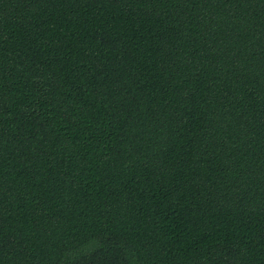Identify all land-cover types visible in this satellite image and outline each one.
Returning <instances> with one entry per match:
<instances>
[{
  "label": "trees",
  "instance_id": "1",
  "mask_svg": "<svg viewBox=\"0 0 264 264\" xmlns=\"http://www.w3.org/2000/svg\"><path fill=\"white\" fill-rule=\"evenodd\" d=\"M0 264H264V0H0Z\"/></svg>",
  "mask_w": 264,
  "mask_h": 264
}]
</instances>
